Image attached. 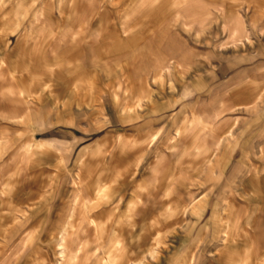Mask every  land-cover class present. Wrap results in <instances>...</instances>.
I'll return each mask as SVG.
<instances>
[{"label":"rangeland","instance_id":"rangeland-1","mask_svg":"<svg viewBox=\"0 0 264 264\" xmlns=\"http://www.w3.org/2000/svg\"><path fill=\"white\" fill-rule=\"evenodd\" d=\"M27 1L0 0V19L22 17ZM44 1L49 4L45 14L51 19L73 23L107 17V0ZM162 5V30L178 31V57L167 58L164 52L163 70L169 72L173 66L177 72L175 92L180 99H195L201 105L206 94L190 89L189 82L217 62H227L237 76L256 64L264 70V0H162ZM141 9L150 10L143 5ZM31 13L43 16L42 11ZM170 77L163 76L168 88L163 93L173 87ZM15 95L10 86H0V264H107L104 257L119 252L120 264H170L172 260L174 264H222L225 254L220 250L219 226L217 219L210 224V218L235 198L246 205L244 209H250L253 200L237 186L234 175L219 170L220 139H211L212 154L204 156V161L198 151L208 139L201 131L196 138L188 137L194 134L190 130L179 133L177 139H148L147 158L157 160L162 169L131 171L126 168L136 157L131 148L112 153L104 146L98 155L91 154V149L81 153L80 148H89L97 139L75 138L71 129L67 138L56 136L66 142L54 143L52 128H67L54 122L56 108L24 99L16 110ZM225 97V92L212 97V104L221 107L216 116L227 113ZM242 110L256 113L258 108ZM256 159L264 163L262 148ZM171 162L179 167L169 169ZM250 174L258 176L264 170L239 172L244 177ZM135 192L139 197H133ZM170 201L176 212L168 217ZM155 202L162 204L164 221L158 243L153 235L138 232L145 228L138 219ZM197 202L203 205L199 216L191 213ZM155 210L151 209L152 214ZM98 222L107 228L103 235ZM130 227L136 234L130 233ZM61 237L66 239L61 242ZM185 238L195 241L194 249L181 243Z\"/></svg>","mask_w":264,"mask_h":264},{"label":"crops","instance_id":"crops-1","mask_svg":"<svg viewBox=\"0 0 264 264\" xmlns=\"http://www.w3.org/2000/svg\"><path fill=\"white\" fill-rule=\"evenodd\" d=\"M47 4L44 0H28L22 17L0 19V86H10L16 94V110L24 99L39 106L55 107L54 122L67 128H52V142H66L59 137H69L71 129L75 138L90 135L97 139L89 148H80L81 153L91 149V154L98 155L96 152L104 146L115 153V149L129 147L136 156L126 167L131 171L162 169L157 160L147 158L148 139H177L179 133L190 130L194 134L188 137L196 138L195 133L201 131L203 138L208 139L199 146L203 161L204 156L212 154L211 139H220L219 170L234 175L237 186L243 187L250 195L247 198L253 200L250 209H244L246 205L235 198L222 204L219 213L210 218V224L217 219L219 226L220 250L225 254L222 264H264V174L239 175L243 171L264 170V163L256 159L260 149L264 151V70L259 68L262 64L243 69L237 76L227 62H217L205 74L193 75L190 89L208 97H203L198 105L195 99L178 97L175 90L178 91L179 83L173 66L169 72L163 70L164 52L167 58L178 57V31L162 30V0H107L106 18L73 23L51 19L45 14ZM142 5L150 10H142ZM33 10L42 11L43 16L32 17ZM168 74L173 87L170 93H163L168 90L163 76ZM235 75V81H227ZM224 92L228 110L216 116L221 107L212 104V97ZM11 108L14 109L12 104ZM243 108L258 111L248 113ZM229 132L232 139H227ZM175 163L171 162L168 168L176 170L179 166ZM136 194L134 198L139 197ZM173 202L170 201L168 217L176 212ZM151 209H156L155 213ZM202 209V203L197 202L191 213L199 216ZM147 210L138 219L140 224L145 223V228L138 232L153 235L158 243L164 222L162 204L155 202ZM99 225L103 235L107 228ZM129 231L136 234L131 227ZM65 239L60 238L61 242ZM181 243L194 249V240L185 238ZM116 244L121 243L116 240ZM64 250L62 247L61 253ZM74 254L77 257L78 251ZM248 254L250 257L246 258ZM121 257L119 252L104 258L107 264H120ZM237 259L241 262L237 263Z\"/></svg>","mask_w":264,"mask_h":264}]
</instances>
